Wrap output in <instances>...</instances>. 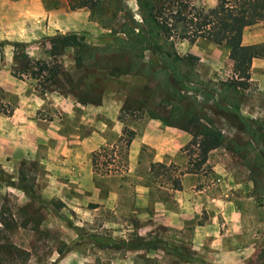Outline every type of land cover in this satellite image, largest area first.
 Here are the masks:
<instances>
[{"label":"rangeland","instance_id":"rangeland-1","mask_svg":"<svg viewBox=\"0 0 264 264\" xmlns=\"http://www.w3.org/2000/svg\"><path fill=\"white\" fill-rule=\"evenodd\" d=\"M190 1L211 7L217 0ZM144 29L136 0H103L99 13L70 10L67 0H0V243L20 250H0L5 264H211L191 244L200 216L178 230L158 215L161 202L176 209L165 188L183 172L211 171L196 166L190 134L150 113L168 112V80L185 106L225 135L227 146L206 160L223 164L231 185L246 186L256 246L240 264H264V168H249L257 150L264 157L262 22L254 18L243 30L242 42L255 44L257 56L248 87L234 92L224 86L233 75L226 45L186 39L177 26L164 31L161 51L191 61L177 79L164 54L129 47L128 38ZM54 35H75L78 44L52 56ZM22 53L28 70L13 76ZM179 135L177 164L150 173L154 145L181 143ZM205 183L223 189L215 176ZM143 240L150 245L138 249Z\"/></svg>","mask_w":264,"mask_h":264},{"label":"trees","instance_id":"trees-1","mask_svg":"<svg viewBox=\"0 0 264 264\" xmlns=\"http://www.w3.org/2000/svg\"><path fill=\"white\" fill-rule=\"evenodd\" d=\"M67 4L70 10L85 8L94 13H99L103 8V0H67ZM136 4L145 29L138 30L136 34L133 33L131 38H128L131 49H134V46L138 44H147L146 48L152 49L155 53L164 54L167 66L173 71V76L179 79V66L191 65V61L172 52L161 51V43L165 44L166 42L162 38V33L172 26H177L181 31V35L186 39L194 41L202 38L216 45H226L229 58L233 62V75L224 84L226 91L234 92L240 88L245 89L248 87L251 62L257 56V47L255 44H244L242 35L244 28L252 24L254 18H258L264 28V0H217L215 5L211 7L196 5L190 0H136ZM77 41L75 35L51 36L49 38L50 53L52 56L59 55L62 49L77 45ZM126 48L124 51H126ZM21 56L24 61L17 66L14 65L15 68L11 71L13 76L18 74V70L26 72L28 70L27 66L30 61H28L25 53H22ZM16 58L18 57L16 56ZM56 70L55 67L51 77L56 74ZM32 72L30 71V74ZM184 77L188 79L186 74ZM168 81L173 90V93L170 92L168 96L169 99L164 100L169 103L168 112L160 114L151 111L150 113L165 125L190 134V144L196 145L200 157L199 162L196 163V166H199L205 162L207 154L211 150L226 145V137L212 119L203 116L205 121H201L202 117L197 115L193 107L185 106L182 102L185 96L177 89V85H173L170 80ZM229 103L235 109L238 108L237 103ZM226 112V118L229 120L232 113ZM259 153L260 151L257 150L253 165L249 167L250 170L258 166L264 168V157L260 156V161L257 159ZM155 168H157L156 172L154 171ZM168 168L169 166L163 163H152L149 170L150 173L158 176L162 174L161 170L165 172ZM20 188L25 191L24 187ZM173 188L181 189L179 179L174 180ZM0 224L4 226L3 219L0 220ZM1 232H3L2 227H0ZM149 245L148 241L143 240V243L137 245V248L141 249ZM7 249L20 252L18 247L12 244L9 246L0 243V250ZM62 253L63 250L58 251V254ZM3 261L5 260L0 259V264H5Z\"/></svg>","mask_w":264,"mask_h":264},{"label":"crops","instance_id":"crops-1","mask_svg":"<svg viewBox=\"0 0 264 264\" xmlns=\"http://www.w3.org/2000/svg\"><path fill=\"white\" fill-rule=\"evenodd\" d=\"M25 117L27 118V114ZM164 135L167 136V132ZM174 138L172 141L164 140L161 145H154L153 163H163L167 166L176 163L175 154L179 151L183 138L179 135L181 143ZM184 141L187 142L188 139ZM205 164H209L211 169L207 174L183 172L179 179L180 190L165 188L169 191L168 196L172 198L176 209L172 210L163 202H159L163 206L158 215L163 217L165 226L178 230L183 228L184 221L200 216L203 222L197 223L192 230V247L200 251L204 259L211 264H240L251 256L256 246V233L251 236L248 227L252 221L248 216L249 197L245 194L246 186L240 183L231 185V173L223 164H212L209 159L202 166ZM213 175L223 183H220L223 189L219 187L216 192L212 189H216L217 185L211 188L214 184L205 183L207 177L213 178ZM239 192L241 195H238ZM252 223L255 224V221Z\"/></svg>","mask_w":264,"mask_h":264}]
</instances>
